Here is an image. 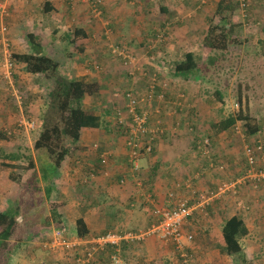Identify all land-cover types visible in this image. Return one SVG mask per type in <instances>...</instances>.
I'll list each match as a JSON object with an SVG mask.
<instances>
[{
  "label": "trees",
  "instance_id": "trees-1",
  "mask_svg": "<svg viewBox=\"0 0 264 264\" xmlns=\"http://www.w3.org/2000/svg\"><path fill=\"white\" fill-rule=\"evenodd\" d=\"M73 1L75 0H66L63 5L69 14H72V10L70 11V9H72L71 2ZM159 1L162 0H156L155 2ZM248 1L249 0H218L215 3L213 14V19L217 21V23L213 22L211 18L208 20L206 16L207 7L211 6L210 0L193 1V4H197L198 2L197 12L200 15H203L206 19V30L201 41L203 56L200 57V59H196V56L189 51L185 53L184 58L181 61H176L171 65L168 59H170L172 53H168L167 50L164 51L163 49L166 47L164 40L168 37L167 33L169 30L167 28V22H163L161 19L158 21L161 23L160 31L155 29V31L150 30L147 32L145 31L146 33L144 32V36L146 37L145 44H147L146 49H150L151 52L157 51L155 54L160 51L163 52L161 53V56L157 57L155 55L153 58V62L156 67L161 66L163 68L164 65L167 67L171 66V68L161 71L159 76L166 75V77L169 76L172 80L167 83H164L165 81L156 80L149 82L141 81L144 89L140 95L144 92V96L142 97L145 98V103L143 105L144 109L142 110H145L148 113V129H152L151 131L153 132L156 131L155 129H161L164 131L162 135L157 134L155 139L150 141L153 147H151V151L148 154H144L147 155L145 158L154 155V151L156 150L155 146L160 140L164 141L170 136H176L175 132L167 133V128L160 120L164 117L161 108L165 105H170L172 108L175 107L176 109L173 115L175 127L173 123H171L170 126L174 127L172 128L173 130L178 132L185 131L189 133V130H194L192 126H197L192 119H189L191 123L188 124L189 129L187 130V128L184 127L180 121L178 122V120L175 119L176 111L181 112L188 103L187 99L185 100L186 103H182L183 99H176L169 91L171 90L170 87L171 85H176L178 87L180 84L183 85L186 81L182 80H193L187 82L198 81L199 85L201 84L203 87L210 86V84L215 83V76L213 74L215 71L220 70V67L224 64L228 63L227 54L229 53L231 46L239 41L234 37L237 29L243 28L244 24L248 25V22L255 25H261L254 20L255 18H253V16L256 13V9L258 8L261 10L264 5L261 4V0H251V2ZM76 2L85 6L88 5V11H86L83 15V17L88 18L86 20L87 23H92L94 21L97 24L100 22L99 19L105 17L103 16L104 7L100 0H86L85 2L77 0ZM188 2L189 0H183L181 3L184 6H188ZM164 3L165 4L160 5L157 3V13L161 16V18L166 17L169 22L173 16V13H171L169 9V5L171 3L168 1H164ZM152 5H154V3L147 7L149 15L152 14ZM238 8L243 13V19L239 23H235L233 21V14ZM55 10L56 9L52 4L45 2L42 8V13L47 16ZM95 13H99V17L96 18ZM189 19H187L186 22L190 24V21L192 20L191 18ZM103 20L106 21V18ZM133 22L134 27L126 31L134 33L133 29H138V27L141 26L136 25V20H133ZM79 24L80 25H76L72 29H67V31L63 34L64 40L66 41V50L64 51L65 56L63 58L68 55L70 48V57L82 54L84 52V47L91 37L90 34H93V27L91 29L89 25L86 26V23ZM177 24L180 28L188 27V25H185L179 19L177 20ZM105 26L106 27L102 30V36L104 38H106L107 31L113 32L114 29L112 24L107 23ZM162 30L165 31L162 32ZM126 31L124 33H126ZM194 35H196L195 31ZM151 37L153 39L149 40ZM127 38L128 37L126 35L120 36V39L114 43V50L117 52L114 56L118 57L119 62L123 66H125L123 61L124 56L119 52L122 51L123 54H125L128 47L132 45V41H130L131 39ZM23 39L26 42L27 51L20 54H16L15 51L12 52V76L16 75V70L23 71L31 76H34L41 86L47 87V96L43 101V105H40L41 111L38 114L39 119L37 118V122L33 120V117L28 116L27 113V115L25 114L27 121L33 124L31 129L28 128L29 131L35 135L34 142L32 144V152L31 150L28 151L29 148L23 149V144H25V142L20 137V141L16 146L14 143L10 142V138L8 137V133L5 129H3L4 131H0V160L8 161L9 165L6 166L11 170V173H9L6 179V182L8 183L7 187H5L2 191L0 190L1 197L5 199L6 202L5 206L0 209V256L1 252L6 249L9 243H12L14 240L15 244L13 243V246L18 245L19 242L15 241H20V238L27 233L30 235L28 242H36V240L42 242L50 241V232L52 231H56L65 239L71 240L62 231L63 223L61 221V214H59V207L57 205V199L61 196L60 193H62V191H66L68 188V182L61 178L62 169L65 161L68 159L76 161V159L81 158L83 155V151H80V147L78 146L82 129H96L99 128L102 123L99 116L94 115L92 111H86L82 108L84 99L87 97L97 96L98 94L100 95V85L97 82L89 83L84 81V79H68L59 75L60 64L57 61L61 60L62 55H60V58L58 59L57 57L54 58L46 55L43 51L45 47L52 45L55 40L53 36H48L43 33L39 35L25 33L23 35ZM139 46L145 48L143 44H140ZM111 56L113 55L109 54L107 58H111ZM105 65H107V63H105ZM143 66L145 67V65ZM94 67L95 65H93V70ZM126 67L127 66L124 68L127 69ZM156 67H152L150 65L146 66V68L153 71L154 74L157 73ZM134 75L135 74L126 73L123 80L131 81ZM108 76L109 75L106 77ZM1 80L4 81L3 79ZM124 91V94L126 95L128 89H125ZM215 92L218 95H221L218 91L215 90ZM150 110L152 115L155 117L151 115ZM158 114L159 117L156 118V115ZM150 116H152V118ZM237 122L241 125L240 133L237 136L242 138L249 146L262 145L264 148V144L261 141L264 137V119H258L256 116L247 112L239 111L237 116H230L228 119L221 121L216 125L217 133L220 134L230 130L229 132L232 134L234 127L238 124ZM18 134L19 133H15L14 138L17 139ZM151 135L152 134L149 133L148 138H150ZM258 135L260 138H258ZM204 141V136L198 137L197 139L193 137L190 139V146L196 154L199 153L197 156L200 157L205 164L210 161L209 165H206L205 169L210 170L212 174L220 175L219 172L224 171L232 182L236 181L240 177H243L247 174L248 170H250V165L248 164L247 159L244 158L242 173L240 174L239 172H241V170H239L237 172V176L233 175L234 178H231L226 172V169H229L231 166L228 163H225V160H223L224 162L222 161L221 163H218L216 160L212 161V157L205 156L209 153V148H206L204 152H199L204 149ZM5 142L9 143L8 146L3 145ZM211 142L214 143V139H212ZM219 142L223 141H217L216 143ZM97 148V145L92 147L93 150H96ZM211 152L213 153V147L211 148ZM128 154L129 153L127 151L126 156L128 168L130 170L131 162L128 161ZM23 164H27V166L23 167ZM74 164H76V162H74ZM220 168L223 169L220 170ZM199 171L197 173V179L203 178V176H199ZM139 172L140 168L137 173H134V175H138ZM121 180H119V184ZM186 180L188 183L194 182V179L192 178H188ZM221 182L224 181H220L219 183ZM219 183L217 184L218 187ZM182 186H185V184ZM240 186H247L248 188L254 190L253 186L248 182L241 183ZM218 187H215L214 192L211 191L213 193L212 195L215 194ZM78 188H80V186H78ZM170 193H173L176 198L179 197L174 191L169 192V194ZM88 196L89 195H86L84 199L88 200ZM197 197L198 196L195 193L193 198ZM210 205L211 204L208 206ZM243 210L244 209H242V211ZM248 211L249 210H246L244 212ZM154 222L155 218L153 217V222L151 224ZM121 232L137 233L141 231L125 230L124 232L119 231V233H115L122 234ZM87 234L88 231L83 220L78 218L75 221L76 239L85 240ZM245 234L246 230L242 220L237 216H233L225 222L221 234L216 240L219 247H221L223 252L231 259L232 264H250L246 260L245 253L239 243L240 238ZM123 244L134 245L129 242H122L119 246H109L107 248L112 250L110 255L115 254V251L118 250H120L119 254H121ZM50 253L57 257L56 253ZM99 254H102V252ZM191 260H193V257H191ZM53 264L68 263L67 261H64L63 258L62 260L60 258V260H56Z\"/></svg>",
  "mask_w": 264,
  "mask_h": 264
},
{
  "label": "rangeland",
  "instance_id": "rangeland-1",
  "mask_svg": "<svg viewBox=\"0 0 264 264\" xmlns=\"http://www.w3.org/2000/svg\"><path fill=\"white\" fill-rule=\"evenodd\" d=\"M11 1L13 4V2L16 0ZM35 1H38L39 4L38 10L35 9L36 7L34 8V20L32 22L28 20L19 22L20 24L18 27L21 29L20 31L27 29L28 31H34V33H37L35 35L43 33L48 36H53L56 40L58 39V33H65L67 29H72L74 26L80 25L79 23H86V26L89 25L91 29L93 27V34H90L91 37L89 38V41L86 45L93 47V49L90 50L91 54H100L104 52V65L101 63H95L94 72L98 74V77L101 78H105L107 75H109L108 79L106 80L107 83H105V87L107 90L109 88L111 93H106V101H102L103 103L96 101L91 97H87L82 103V108L86 111H93L96 115L101 114L100 116L103 118L108 117L109 119L113 120L111 124H113V127L116 129V131L119 129L118 134L121 135V137H124L125 146L128 136V129L131 127L129 123L130 114L127 107V93L129 92V94L136 95L141 102V99H145L142 97L144 96V92L142 95H140L144 89L143 83L141 81L149 82L156 80L165 81L164 83L172 81L169 76H159L161 71H165L166 69L171 68V66L167 67L164 65L163 68L161 66L156 67L155 63L153 62V58L155 55L157 57L161 56V53L163 52L160 51L159 53L155 54L157 51L151 52L150 49H146L147 44H145V33L150 30L155 31V29L160 31L161 23L158 22L160 19L163 20V22H167V28L169 32L167 33L168 37H166L164 40L166 47L163 49L164 51L167 50L168 53H172V56L170 59H168L171 65L176 61H181L184 58L185 53L189 51L196 56V59H200V57L203 56L201 41L206 30V19L203 15H200L197 12L198 2L197 4H193L194 0H189L188 6H184L181 3L183 0H164L165 2L168 1L171 3L169 5V9L171 13H173V16L169 22L167 21L166 17L161 18V16L157 13V3L158 5L165 4L163 0L159 2H155L156 0H100L104 7L103 16H105L104 18H106V21H104V18H102L99 19L100 22L97 24L94 21L92 23H87L86 20L88 18L83 17V15L86 11H88V5L85 6L81 3H78L76 2L77 0L71 2L72 9H70V11L72 10V14H69L65 7L62 6L64 10V17H60V12L51 13L47 16L43 15L42 8L45 0ZM82 1L85 2L86 0ZM210 1L211 6L207 7L208 12L206 11V16L208 20L211 18L213 22L217 23V21L213 19V14L215 3L218 0ZM20 2L28 6L30 0H20ZM248 2H251V0ZM153 3V9H151L152 14L149 15L147 7ZM261 4L264 5V0H261ZM17 9L20 11L18 6ZM15 14L19 15L20 13L17 14L16 12ZM99 15V13H95L96 18L99 17ZM132 18L134 21L136 20V25H141L140 27L137 26L138 29H133L134 33L126 31L134 27ZM189 18L192 20L190 21V24L186 22V20ZM253 18H255L254 20L261 25H255L251 22H248V25L244 24L243 28L237 29L234 37L239 41L231 46L229 53L227 54L228 63L224 64L222 67H220V70L215 71L213 74L215 76V83L210 84V86L203 87V85H199L198 81L187 82L193 80H182L186 81L184 83L182 82L183 85L180 84L179 87L176 85H171V90H169L176 99H183L182 103H186L185 100L187 99L188 103L181 112L176 111L175 119L178 120V122L180 121L183 126H186L187 130L189 129L188 124L191 123L189 119H192L195 125L197 124L196 127L192 126L194 129L193 131H188L189 133L191 132V134L182 133L183 136L188 137V139L189 137H195L197 139L198 137L204 136L205 139H208L207 141L210 143V145L213 143L211 142L212 139H214V143L217 141H223L217 143L218 147L222 148L224 152L226 151L227 153H232L234 151L233 153L237 154V161L230 163L228 162V164L232 166L233 163L234 166H239L241 170L240 174L242 173L243 162L245 158L243 149L247 145L242 138L237 136L240 133L241 125L237 122L238 124L234 127L232 134L229 132L230 130L220 134L217 133L216 125L221 121L228 119L230 116H237L239 111L250 113L256 116L258 119H264V6L261 8V10L258 8L256 9V13ZM10 19L11 17L8 16V18H6V22H4L7 25L8 31L10 29ZM178 19L185 25H188V27L180 28L177 24ZM242 19L243 13L238 8L233 14V21L235 23H239L242 21ZM107 23L112 24L114 29L113 32L107 31L106 38H104L102 36V30L106 27L105 25ZM125 31L126 33H124ZM164 31L162 30V32ZM194 31L196 35H194ZM124 35L128 37L127 39L130 38V41H132V45L128 47L125 54H123L122 51L119 52L124 56L123 61L124 65L127 66V69H125V66L119 62L118 57L114 56L117 54L116 50H114V43L120 39V36ZM10 36L12 35L9 34V36H5L4 39L9 41L11 49L10 51L13 52L15 51L16 47L14 46V37ZM152 39V37L149 38V40ZM55 40L52 45L45 48L48 50L49 48L61 49L63 45L64 48H66L65 44L58 45ZM140 44H143L145 48L140 47ZM19 47L20 51L23 52L25 49V44L23 41H19ZM1 51L2 47L0 46V58ZM60 52L62 55V60V58L65 56V52H62L61 50ZM109 54H112L113 56H111V58H107ZM89 60L93 61L92 56L89 57ZM78 61H80V56L77 55L75 58V65L81 66L82 64ZM105 63H107V65H105ZM143 65H145V67ZM149 65L157 68L156 74L146 68V66ZM77 72H81L80 67L74 66L65 74L71 77L72 73L77 75ZM126 73L135 74L131 81L123 80ZM15 74L16 75L12 76L10 81H5L2 76V69L0 68V96H2L0 99V130L2 129V131H4L3 129H5L8 133V137L10 138L8 139L16 146L18 145L20 138L23 139L25 142V144H23V149L29 148L28 151L31 150L32 152V144L34 142L35 135L29 131L28 127H26L28 121L25 118V114L27 113L28 116L33 117V120L36 122L38 121V114L41 111L40 105H43V101L47 96V87L41 86L40 83L35 81L36 79L33 76L23 71L16 70ZM125 89H128L126 95L124 94ZM215 90L221 95H218ZM188 98H191L194 101V106H192L193 104L188 100ZM140 108L141 106H139V109ZM142 109H144L143 106ZM168 110L170 111H166V115H164V117H162L160 120L167 128V133H173V131H176L172 129L175 127L173 115L176 109L174 107ZM152 116L150 117L152 118ZM158 117L159 114L156 115V118ZM1 121H3L2 124ZM119 121H121V123ZM171 123L174 124V127H170ZM15 133H19L17 139L14 138ZM175 133L177 134L178 131ZM117 138H119V136H117ZM258 138H260L259 135ZM183 140L186 141V139ZM8 144L9 143L7 142L3 143L5 146H8ZM22 166L25 167L27 164H23ZM226 170L228 171L229 169ZM221 172L225 174L224 171ZM9 173L10 168L7 166L5 167L0 161L1 191L7 187L8 183L6 182V179ZM235 173L237 172L235 171ZM240 178L242 179V177ZM71 179L74 181V177ZM229 181L230 180L225 179L224 182L219 183V187L224 183H228ZM257 183L258 188L254 190L255 192L264 187H260V185L263 184L262 181ZM77 187V185H74L73 189L71 186L70 191L68 187L67 190L70 192L68 193L70 196V198L67 199L68 201L64 200L67 195L66 191H62V193H60L61 196H59L57 199L59 211L61 208L65 209L63 206L68 204L70 209L72 208L76 211L80 210V206L86 205L88 200H81L79 198V196L81 197L84 195L78 190ZM238 187L236 188L235 194H233L235 190L232 191V188L227 189L225 187L222 190H219L221 188L217 189L215 192L216 194L213 195V198H211L209 203L212 202L215 196V198H217L225 194H230L229 196L232 195L235 197L238 192ZM75 195H77V197H74ZM0 203L5 204V201L0 199ZM240 205V208L244 209L243 211H250V208H248L246 205ZM204 211L205 208L203 209V212ZM73 213L74 211L67 213V215L70 217V222H73L75 218L78 217V214ZM92 220H94V215H92L91 219L88 221ZM68 232L71 233L70 231ZM50 233L51 237L57 234L53 231ZM22 238H20V241H15L19 242L18 245L13 246V240V242L9 243L6 249L1 252L0 264H30L32 259L31 257H33V254L36 252L35 250L39 248L42 253L46 251L52 252L51 250L44 248V243L42 241L36 240V242H28L30 239L29 233L23 235ZM145 239L141 242H144ZM134 244L137 245L136 243ZM53 255H51V257L55 258ZM56 255L58 256L57 253ZM119 259L124 264H128L125 260H123V258H121V254H119Z\"/></svg>",
  "mask_w": 264,
  "mask_h": 264
},
{
  "label": "crops",
  "instance_id": "crops-1",
  "mask_svg": "<svg viewBox=\"0 0 264 264\" xmlns=\"http://www.w3.org/2000/svg\"><path fill=\"white\" fill-rule=\"evenodd\" d=\"M65 1L45 0V2H49L56 9L52 13L60 12V17H64L62 6ZM38 4V1L30 0L27 6L20 2V0H16L13 4L11 2L9 5L7 13L11 17L9 34L12 35L10 37H14L16 54L27 51L26 42L23 39L25 33L37 34L27 29L20 31L21 29L18 25L21 21L28 20L32 22L34 20L33 12L35 7L38 10ZM17 6L20 11L17 9ZM16 12L20 14L16 15ZM63 34L58 33V39L55 42L58 45L65 44L66 46ZM19 41H23L25 44L23 52L20 51ZM92 49L93 47L90 45L84 47V52L78 55L80 56V61L78 62L82 65L76 66L75 58L77 55L70 57V48L65 59L63 58L64 60L57 61L60 64L59 75L68 79H84V81L89 83L97 82L101 87L100 95L98 94L91 98L96 101L105 102L106 93H111V90L109 88L107 90L105 87L106 80L109 76L105 78L98 77V74L93 70L95 63L104 65V52L91 54L90 50ZM60 50L62 52L66 50L64 45L61 49H43L46 55L54 58L57 57L58 59L61 55ZM90 56H92L93 61L89 60ZM74 66L80 67L81 72H77V75L72 73L71 77L65 74ZM1 98L2 96H0ZM188 100L194 106V101L191 98H188ZM171 108L170 105H165L161 108L163 115H166V111H170L168 109ZM93 113L96 115L95 112ZM100 115H96L101 118L102 122L99 128H84L81 131V138L78 143L80 151H83L81 158L76 159V161L68 159L65 161L62 169L61 178L68 182L69 191L71 186L74 189V185H77L80 186V188L77 187L78 190L84 195L79 196L81 200L86 195H89L86 205L80 206L79 211L70 209L69 204L63 206L65 209L61 208L59 211L63 223L62 231L71 240L76 239L75 221L78 218L83 220L88 231L86 239L97 238L108 232L119 233V231L124 232L125 230L145 231L153 222L152 210L155 207L168 206L169 192L174 191L179 197L192 201L195 193L198 197H208L213 194L211 191L214 192L215 187H218L217 184L220 181H224L225 179L230 180L226 173L223 174L220 171V175H214L210 170L205 169L210 161L205 164L197 156L199 153L196 154L190 146L191 138L189 137L188 139V137H184L182 134H190L185 131H179L176 136H170L164 141L160 140L155 146L156 150L154 151V155L139 160L140 172L135 176L131 168L130 170L128 168L127 149L124 145V137L118 134L119 129L117 131L114 129L113 124H111L113 120L108 117L103 118ZM260 133L263 134L264 129L263 133ZM183 139H186V141ZM261 141L264 144V137ZM94 145L98 146L96 150H92ZM212 146L213 153L211 152ZM207 148H209V153L205 156L212 157V161L216 160L218 163H221L223 160H225V163L237 161V154L233 153L234 151L232 153L224 152L222 148L218 147L217 143L209 145ZM199 152H203V149ZM0 161L5 167L9 164L8 161ZM239 170V166H234L232 163V166L226 172L232 178L233 175L237 176L235 171L238 172ZM198 171L199 176H203V178L197 179ZM73 177L74 181L71 179ZM188 178L194 179V182H189L185 186H182L187 182L186 179ZM121 179L125 181L124 185L119 184V180ZM187 185H189V188ZM262 186L264 184L260 185V187ZM237 191L235 197L232 195L229 196L230 194L228 193V195L225 194L217 198L215 196L212 202L209 203L211 205L204 212L203 210L195 211L186 221L183 227L184 232L193 236V241L187 248L190 264H232L231 259L219 247L216 240L221 234L225 222L233 216H237L242 220L246 230V234L239 240L246 260L250 264H264V187L255 192L247 186H239ZM66 193L67 195L64 200L70 198L68 195L70 192L66 190ZM74 197H77V195ZM0 199L5 201L1 195ZM240 204H243V206L246 205L250 208V211H242ZM4 206L5 204L0 203V209ZM71 211H74L73 214H78V217L73 222H70V217L67 215ZM92 215H94V220L88 221ZM136 244L122 245L121 258L128 264L181 263L174 246L170 243H164L154 235L148 236L144 242ZM39 249L35 250L36 252L31 257L30 264H53V262L60 260V258L62 260V255L60 254L62 250L60 249L57 257L53 255L55 258L51 257L52 254L50 252L46 251L42 253ZM111 251L110 248H106L102 254H98L94 264H111L109 261ZM191 257H193V260H191Z\"/></svg>",
  "mask_w": 264,
  "mask_h": 264
},
{
  "label": "built area",
  "instance_id": "built-area-1",
  "mask_svg": "<svg viewBox=\"0 0 264 264\" xmlns=\"http://www.w3.org/2000/svg\"><path fill=\"white\" fill-rule=\"evenodd\" d=\"M10 1V2H9ZM14 1V0H13ZM11 0H0V46L2 47L0 68L2 69V76L5 81L12 79V51H10V43L4 39L8 36V28L4 23L8 17L7 13ZM98 14V13H97ZM145 100L140 99L134 95L127 93V107L130 114V129H128V136L126 140V149L128 151V161L131 162L132 173H137L139 170L138 162L141 158L147 156L151 151L152 144L150 141L155 139L157 134L162 135L163 130L155 129L151 131L147 126L148 113L142 110ZM139 106L141 108L139 109ZM138 108V110H137ZM121 123V121H119ZM26 127L31 129L32 123H27ZM160 131V132H157ZM151 133V137L148 138V134ZM205 139L203 143V152L210 145ZM245 158L250 165V170L247 174L236 181L222 184L219 190L231 189L235 190L241 183H250L253 189L258 188L257 182L264 183V148L262 145L249 146L246 145L243 149ZM223 168H220L222 170ZM124 180L120 181V184H124ZM188 182L185 183V185ZM189 188V185H187ZM212 197H197L192 198V201L183 197L176 198L173 193L168 195V206L155 207L153 209V217L155 222L150 225L147 231L144 232H124L117 234L115 232H108L97 238L85 239V240H68L62 237L60 234L50 238V241L43 242L44 248L51 250L54 253L61 251V255L64 261L68 264H94L97 255L104 252L109 246H119L122 242L138 243L143 241L148 236H156L164 243L172 244L178 253L182 264H190V258L187 252V248L193 241V236L184 232V225L186 221L193 215L195 211L203 210L209 205ZM49 242V243H48ZM60 249V250H59ZM58 251V252H57ZM118 251L115 254L109 256L111 264H124L120 261Z\"/></svg>",
  "mask_w": 264,
  "mask_h": 264
},
{
  "label": "clouds",
  "instance_id": "clouds-1",
  "mask_svg": "<svg viewBox=\"0 0 264 264\" xmlns=\"http://www.w3.org/2000/svg\"><path fill=\"white\" fill-rule=\"evenodd\" d=\"M145 157H147V156H145ZM145 157H143V158H145ZM143 158H141V159H143ZM141 159H140V160H141ZM124 183H125V182H124ZM120 185H121V184H120ZM123 185H124V184H123Z\"/></svg>",
  "mask_w": 264,
  "mask_h": 264
}]
</instances>
